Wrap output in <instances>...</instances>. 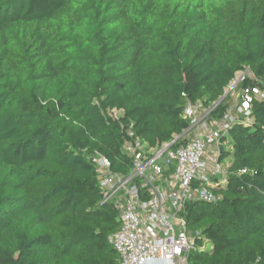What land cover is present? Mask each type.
<instances>
[{"label": "trees", "instance_id": "1", "mask_svg": "<svg viewBox=\"0 0 264 264\" xmlns=\"http://www.w3.org/2000/svg\"><path fill=\"white\" fill-rule=\"evenodd\" d=\"M246 68L264 80V0H0V264H120L91 155L129 172L130 130L170 141L196 101L221 118ZM253 104V123L222 136L221 199L186 204L200 232L188 264H264V98Z\"/></svg>", "mask_w": 264, "mask_h": 264}, {"label": "built area", "instance_id": "2", "mask_svg": "<svg viewBox=\"0 0 264 264\" xmlns=\"http://www.w3.org/2000/svg\"><path fill=\"white\" fill-rule=\"evenodd\" d=\"M241 71V81L250 78L254 83L239 90L221 118H212L213 108L196 101L189 102L183 114L191 125L170 141L150 145L130 130L123 147L132 161L129 172H114L112 161L100 151L91 155L103 202L119 213L120 226L109 240L120 264L155 257L186 261L198 247L200 232L187 229L186 204L221 199L213 188L226 179H221L226 174L220 157L222 136L240 119L252 124L253 102L264 98V80L247 75L248 68Z\"/></svg>", "mask_w": 264, "mask_h": 264}, {"label": "rangeland", "instance_id": "3", "mask_svg": "<svg viewBox=\"0 0 264 264\" xmlns=\"http://www.w3.org/2000/svg\"><path fill=\"white\" fill-rule=\"evenodd\" d=\"M244 71H239L236 75L235 80L230 83L229 87L226 89V95H228L230 98H235L237 97L238 93H239V83L241 82V76L243 75ZM245 74V73H244ZM250 74V76H254V74L252 73V71H248L247 75ZM123 113V110L120 109H114L112 111V116L114 118L120 116ZM229 141L226 143L227 149H232V140L228 139ZM233 161V157L231 155L227 156V158L224 160L223 164L224 167L226 168L231 162ZM225 178V175L221 176V179L223 180Z\"/></svg>", "mask_w": 264, "mask_h": 264}, {"label": "water", "instance_id": "4", "mask_svg": "<svg viewBox=\"0 0 264 264\" xmlns=\"http://www.w3.org/2000/svg\"><path fill=\"white\" fill-rule=\"evenodd\" d=\"M225 96V95H224ZM223 96V97H224ZM138 264H188V261H183L181 259H162V258H147Z\"/></svg>", "mask_w": 264, "mask_h": 264}]
</instances>
